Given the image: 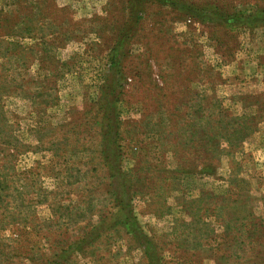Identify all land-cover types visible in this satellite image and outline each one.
<instances>
[{
  "label": "rangeland",
  "instance_id": "rangeland-1",
  "mask_svg": "<svg viewBox=\"0 0 264 264\" xmlns=\"http://www.w3.org/2000/svg\"><path fill=\"white\" fill-rule=\"evenodd\" d=\"M129 16L128 0H0V264H264V24L144 5L111 113L141 242L114 222L100 154Z\"/></svg>",
  "mask_w": 264,
  "mask_h": 264
},
{
  "label": "trees",
  "instance_id": "trees-1",
  "mask_svg": "<svg viewBox=\"0 0 264 264\" xmlns=\"http://www.w3.org/2000/svg\"><path fill=\"white\" fill-rule=\"evenodd\" d=\"M147 3L169 6L177 14L186 16L185 18L189 17L201 24L214 27H235L238 25L252 27L258 24H264V8H256L254 11L249 12L235 11L234 8L229 7L232 5H229L226 0H222L221 2L219 0H128L130 16L125 28L123 27L118 36L116 51L114 50L110 53L108 72L101 88L100 106L105 108L103 114L105 123L102 125L101 131L103 144L100 154L104 163L109 168L110 173L108 177L110 182L119 180L121 189L123 190V193L113 190V199L118 207L116 212L118 216L114 222L116 224L130 226L128 229L131 230L134 238L138 241H141L142 238H144V241H147V239L140 231L137 232L139 226L132 213V207L129 204V193L131 194L132 192V182L119 169L120 157L122 155V149L118 143L119 124L118 121H113L111 113H114L112 103L117 100L123 88L120 70L121 56L129 50L128 46L134 36L136 26L139 25V22L143 18L144 5ZM125 194L128 195L125 196ZM82 242H85V240L70 245V248L73 246L80 247ZM144 254L148 258V264H159L155 252L144 250Z\"/></svg>",
  "mask_w": 264,
  "mask_h": 264
},
{
  "label": "built area",
  "instance_id": "built-area-1",
  "mask_svg": "<svg viewBox=\"0 0 264 264\" xmlns=\"http://www.w3.org/2000/svg\"><path fill=\"white\" fill-rule=\"evenodd\" d=\"M190 21V20H189Z\"/></svg>",
  "mask_w": 264,
  "mask_h": 264
}]
</instances>
